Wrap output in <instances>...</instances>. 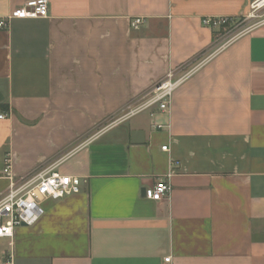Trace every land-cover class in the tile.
<instances>
[{"label":"crops","instance_id":"obj_1","mask_svg":"<svg viewBox=\"0 0 264 264\" xmlns=\"http://www.w3.org/2000/svg\"><path fill=\"white\" fill-rule=\"evenodd\" d=\"M27 1L0 0V198L6 156L14 177L82 184L0 238V264H264V21L225 45L202 24L260 0H49L48 17L8 18ZM171 70L192 73L170 109L129 116ZM160 180L169 196L146 197Z\"/></svg>","mask_w":264,"mask_h":264},{"label":"built area","instance_id":"obj_2","mask_svg":"<svg viewBox=\"0 0 264 264\" xmlns=\"http://www.w3.org/2000/svg\"><path fill=\"white\" fill-rule=\"evenodd\" d=\"M49 0H28L23 6L14 10L12 17L44 18L49 15ZM232 17L205 16L202 24L212 29L221 30L227 27ZM145 19L134 17L131 26L138 29ZM7 25L6 19H0V27ZM192 70L179 72L171 70L166 77L155 83L143 93L129 108L128 115H135L145 110L157 109L167 111L170 109L174 91L187 79ZM4 117V115H0ZM167 150V146H163ZM3 174L10 179L7 190L0 198V238L13 239L17 227L22 225L33 226L44 214L42 203L45 200H59L68 195L81 191L82 179L78 176L66 175L55 169H40L26 176L14 177L11 173V158L4 159ZM171 184L166 180L158 181L152 188L145 190V195L154 200L168 197ZM13 245V242H10ZM166 257L165 262H170ZM3 264H14L13 253L6 254Z\"/></svg>","mask_w":264,"mask_h":264},{"label":"rangeland","instance_id":"obj_3","mask_svg":"<svg viewBox=\"0 0 264 264\" xmlns=\"http://www.w3.org/2000/svg\"><path fill=\"white\" fill-rule=\"evenodd\" d=\"M261 4V3H260ZM254 5L247 16L234 18L228 23L227 27L218 31L220 44H228L238 36L248 32L264 21V5Z\"/></svg>","mask_w":264,"mask_h":264},{"label":"bare ground","instance_id":"obj_4","mask_svg":"<svg viewBox=\"0 0 264 264\" xmlns=\"http://www.w3.org/2000/svg\"><path fill=\"white\" fill-rule=\"evenodd\" d=\"M259 4L263 6L264 5V0H260L256 5H259Z\"/></svg>","mask_w":264,"mask_h":264}]
</instances>
